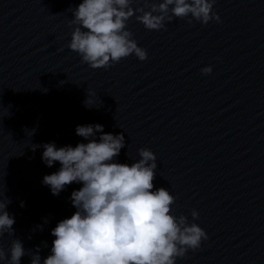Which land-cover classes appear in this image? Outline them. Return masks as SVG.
Here are the masks:
<instances>
[{
    "label": "water",
    "instance_id": "water-1",
    "mask_svg": "<svg viewBox=\"0 0 264 264\" xmlns=\"http://www.w3.org/2000/svg\"><path fill=\"white\" fill-rule=\"evenodd\" d=\"M81 2L0 0V199L15 219L0 248L10 255L19 239L21 264L37 246L41 262L51 254V230L76 211L70 196L82 184L52 195L42 180L60 164L46 166L43 145L87 143L76 126L101 124L125 136L115 162L138 161L141 148L155 154L154 184L176 197L172 213L207 233L176 264H264V0H216L219 22L174 18L159 31L136 13L127 29L147 59L107 69L68 47Z\"/></svg>",
    "mask_w": 264,
    "mask_h": 264
},
{
    "label": "clouds",
    "instance_id": "clouds-1",
    "mask_svg": "<svg viewBox=\"0 0 264 264\" xmlns=\"http://www.w3.org/2000/svg\"><path fill=\"white\" fill-rule=\"evenodd\" d=\"M133 0H82L72 11L76 25L68 47L91 68H109L122 59L135 55L140 61L147 52L138 46L127 29L134 14L148 30H162L165 22L174 18H189L208 24L219 22L213 11L216 0H144L143 7L133 9ZM205 75L212 67L201 69ZM88 92V91H87ZM88 92L85 107H93ZM76 135L87 143L75 147L57 148L45 143L42 160L48 167L59 162L58 171L45 175L42 183L52 195L73 183L82 187L70 196L76 211L64 218L51 230L55 237L51 254L41 262L38 254L31 256V264H176L189 249H200L207 233L195 222L189 223L184 215L172 213L176 197L165 188H156V156L147 149L138 150L140 159L131 164L115 162L125 147V136L105 133L103 125H77ZM97 134L99 139L97 140ZM40 147L32 145L33 151ZM9 200L0 199V236L13 235L14 216L7 211ZM23 206V202L21 203ZM193 220L198 218L192 210ZM10 255L0 248V264H21L26 250L19 239H14Z\"/></svg>",
    "mask_w": 264,
    "mask_h": 264
}]
</instances>
